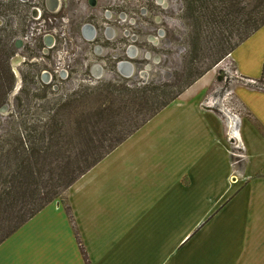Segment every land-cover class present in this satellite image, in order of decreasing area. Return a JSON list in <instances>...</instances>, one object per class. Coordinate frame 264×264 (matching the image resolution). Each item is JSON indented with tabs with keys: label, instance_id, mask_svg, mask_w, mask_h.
I'll list each match as a JSON object with an SVG mask.
<instances>
[{
	"label": "crops",
	"instance_id": "obj_1",
	"mask_svg": "<svg viewBox=\"0 0 264 264\" xmlns=\"http://www.w3.org/2000/svg\"><path fill=\"white\" fill-rule=\"evenodd\" d=\"M228 57L260 81L264 27ZM215 79L207 72L5 240L0 264H86L65 205L90 264H264V90L233 80L232 115L217 106L225 94H208Z\"/></svg>",
	"mask_w": 264,
	"mask_h": 264
},
{
	"label": "trees",
	"instance_id": "obj_2",
	"mask_svg": "<svg viewBox=\"0 0 264 264\" xmlns=\"http://www.w3.org/2000/svg\"><path fill=\"white\" fill-rule=\"evenodd\" d=\"M32 1L0 0V108L16 87L11 61L15 40L28 31ZM183 1L190 41L174 81L81 86L29 131L0 126V245L264 27V0ZM52 82L42 83L45 92ZM94 97L101 102L92 104ZM65 209L90 264L71 208Z\"/></svg>",
	"mask_w": 264,
	"mask_h": 264
},
{
	"label": "rangeland",
	"instance_id": "obj_3",
	"mask_svg": "<svg viewBox=\"0 0 264 264\" xmlns=\"http://www.w3.org/2000/svg\"><path fill=\"white\" fill-rule=\"evenodd\" d=\"M33 2L35 3L34 7L41 6L39 0H33L32 5H34ZM82 2L85 4V8H81L82 11H88L87 1ZM133 2L134 20L131 22L133 26L127 24L121 25L114 22L117 26L115 29L117 41L114 48L118 50L116 55L118 59L116 60L112 54L106 51L102 53L101 57H98L94 53V46L88 47L85 54L79 58L75 57V69L72 71L70 81L63 82L52 73V70L48 66L54 63V60H51L52 53L46 57L42 53V50H33L34 48H27V50L22 49L23 45H21L22 47L16 46L17 53L11 61L12 71L16 79V87L9 95L8 102L6 103L7 111L3 115H0V126L5 129L13 128L20 131H29L27 128L31 127L33 122H37V120L45 117L55 107L56 103L63 101L68 95L82 87L97 86L100 82L123 84L127 83L125 81H129L128 83L146 84L151 81H174L183 72L190 41L191 28L184 19V1L150 0L146 4L141 3L142 0H133ZM141 8L145 10L142 11ZM68 9L71 12L75 10L69 8V6ZM44 14L47 15L46 13ZM48 17L49 19L52 18ZM16 20L18 29L22 28L20 19L17 18ZM51 21L48 20V23L54 22ZM89 22H93L92 19H83L78 24V27ZM94 23L100 24L99 28L104 30L99 16L94 17ZM0 25H2L1 20ZM36 25H38L36 26L37 28L40 26V28L47 29V24L44 21H41L39 24L36 23ZM125 30L129 31V38H126L129 33H126ZM154 40H157L156 43H154ZM129 45H134L136 54L134 59L128 58ZM103 59L104 64H102ZM120 61H127L133 64L134 74L131 77L120 73L117 68ZM100 64L103 68H97L100 69L103 77L97 80V77H93V73L96 65ZM232 65L233 63L229 57H226L212 69L215 70L216 79L214 85L208 90V94L216 93L217 98L220 97L219 95L225 94V102L222 103L221 99L217 106L233 115L236 112L239 114L241 108L233 96H231V87L239 84L238 82H241V80L235 79L236 77L233 73L235 70L232 68ZM227 68L228 71L224 70ZM44 70H48L49 73L53 74V88L47 92H45L42 83L47 84L46 82L50 80V76L44 79L42 76ZM25 77L27 78L26 82H24ZM225 77H229L230 80L226 82L224 80ZM233 80L236 84L233 83ZM221 82H223V86H220ZM256 87L264 89V76L258 81ZM17 98L21 99V106ZM100 102L101 99L97 97L92 99V104L97 105ZM234 148L235 145H233ZM67 191L59 199L65 201Z\"/></svg>",
	"mask_w": 264,
	"mask_h": 264
},
{
	"label": "flooded vegetation",
	"instance_id": "obj_4",
	"mask_svg": "<svg viewBox=\"0 0 264 264\" xmlns=\"http://www.w3.org/2000/svg\"><path fill=\"white\" fill-rule=\"evenodd\" d=\"M82 1H87L88 11H82L81 8H85V4ZM149 1L150 0H142L141 3L146 4ZM68 6L71 9H75L72 11L73 13L68 9ZM133 7V0H58L56 7L53 6L54 10L49 9L48 0H45L44 6H38L40 9L41 19L45 21L47 28L52 30L57 28L58 30V34L53 38V43L55 42L56 46L58 45L60 47L61 41L63 44L64 34V39L66 40L65 47L70 53L71 47L80 45L82 49L79 52V56H82L85 54L88 47L94 46L93 49L96 56L101 57L102 53H105L106 51L112 54L116 60L118 59L116 56L118 50L114 48V45L117 41L115 30L117 26L114 22L121 25L127 24L133 26V23H131L134 20ZM141 9L142 11L145 10L144 8ZM56 15L58 16L56 17ZM48 16L52 17L54 20L52 18L49 19ZM97 16L100 17L101 26L104 30L99 28L100 24L94 23V17ZM64 18L67 21L64 20ZM88 18L92 19L93 22L84 23L78 27L80 21ZM48 20H52L54 22L51 21L52 23H48ZM125 32L129 33L128 30H125ZM129 37L130 33L126 36V38ZM156 41L157 40H154V43H156ZM44 44L45 41L42 40V37L38 38L36 48L33 50H42ZM48 44H52L50 40L48 41ZM133 46L134 45L128 46V58L130 59H134V56H136V54L134 56L132 55V53H135ZM102 61V64H104V59ZM121 62L127 61H120L117 68ZM97 67L102 69L103 66H101V64L96 65L93 73V75L97 77V80H100L103 75Z\"/></svg>",
	"mask_w": 264,
	"mask_h": 264
},
{
	"label": "built area",
	"instance_id": "obj_5",
	"mask_svg": "<svg viewBox=\"0 0 264 264\" xmlns=\"http://www.w3.org/2000/svg\"><path fill=\"white\" fill-rule=\"evenodd\" d=\"M34 10L38 11L36 15H33ZM52 14V13H51ZM64 20H66L64 18ZM41 21H44L41 19V14H40V9L38 7H34L32 11V16H31V22L28 28V31L25 35L18 37L15 40V46L16 44L20 41L21 45H23L22 49H30V48H36L38 38L42 37V40L45 41L44 47L42 48V53L47 56L48 54L52 53V59L54 60L53 65L49 64V68L52 70V73L56 76L59 77V79L63 82L70 81L71 79V74L73 69H75V57L79 58V52L81 51L82 47L80 45L78 46H73L71 47V53L68 51V49L65 47L66 45V40L64 39V34H63V44L62 41L60 42V47L55 45L56 43H53V38L55 35L58 34V30L56 29H43V28H37L36 23L39 24ZM67 21V20H66ZM45 23V21H44ZM36 27V28H34ZM51 41L52 44H48V41ZM22 47V46H21ZM27 49V50H28ZM73 51V52H72ZM44 60V58H42ZM37 60V59H35ZM232 68L234 66L232 65ZM228 71L227 69H224ZM233 70V69H232ZM235 70V68H234ZM232 72V71H231ZM234 76L236 77L235 79H240L242 82L246 83L247 85L252 84L253 86H256L258 84V81L251 80V79H245L244 77H241L237 71H233ZM53 74L49 73L48 70H44L42 73V76L44 79L48 76H50V80L46 82L47 84H50L53 81ZM93 77H95L93 75ZM96 78V77H95ZM97 79V78H96ZM227 79V77H225ZM45 82V81H44ZM262 89V88H260ZM264 90V89H263ZM235 151L234 153L237 152V149L241 150L239 148V145H235Z\"/></svg>",
	"mask_w": 264,
	"mask_h": 264
},
{
	"label": "water",
	"instance_id": "obj_6",
	"mask_svg": "<svg viewBox=\"0 0 264 264\" xmlns=\"http://www.w3.org/2000/svg\"><path fill=\"white\" fill-rule=\"evenodd\" d=\"M58 2V0H48V6L50 10H54L53 6L56 7V3ZM37 12L36 10H34L33 15H36ZM17 47H21V42L19 41L16 44ZM132 55L134 56L135 53ZM18 57V56H17ZM17 59V58H16ZM118 70L120 71V73H123L125 75H128L129 77H131L134 74V66L133 64H131L130 62H121L118 66ZM144 77H146L144 75ZM47 78V77H46ZM146 82V81H145ZM145 84V83H144ZM7 111V106L4 105L0 108V115H3L5 112Z\"/></svg>",
	"mask_w": 264,
	"mask_h": 264
}]
</instances>
